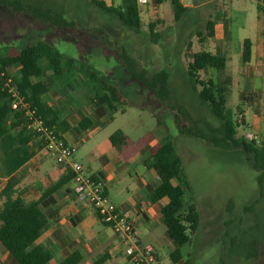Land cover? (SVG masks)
I'll return each instance as SVG.
<instances>
[{"label":"rangeland","instance_id":"374dc122","mask_svg":"<svg viewBox=\"0 0 264 264\" xmlns=\"http://www.w3.org/2000/svg\"><path fill=\"white\" fill-rule=\"evenodd\" d=\"M20 1L24 5L50 8L68 21L81 23L92 30L91 34L85 36L78 29L57 31L53 26L29 17L15 16L0 6V57L10 56L37 41H47L71 60L72 67L64 69L63 74L74 75L81 81L84 92L89 95L100 92L102 78L119 90L125 99V113L116 115L108 130L120 128L133 140L156 131L173 142L188 183L183 196L185 209L194 205L199 213L197 232L191 235L190 243L181 247L182 259L178 264H264V180L261 195L259 173L251 169L240 152L217 148L182 131L188 127L206 130L207 125L216 128L220 124L200 104L189 83L190 53L202 50L197 42L196 32L201 28L200 16L198 21L195 18L197 12H193L194 17L175 22L171 0H164L159 6V14L165 16L156 19L154 30L159 38L154 40L149 37L148 23H143L141 34L120 30L112 17L90 6L88 0ZM216 4L213 18H228L238 7L247 12L245 20L242 16L232 15L233 38L253 35L251 15L257 13L255 0H239L232 4L228 0H217ZM244 22L246 29L237 30ZM123 49L134 61L137 71H143L147 76L160 70L168 73V105L130 79L117 57ZM199 76L201 80L223 79V75L215 70L202 71ZM54 84L52 82L51 89ZM225 91L228 94V90ZM231 91L230 88L226 107L238 120L241 112H237V108L247 103L242 99L235 100L236 94L232 97ZM256 111L264 115L263 109ZM237 131L238 137L247 139L243 126L240 125ZM168 254L166 250L161 252L159 264H171Z\"/></svg>","mask_w":264,"mask_h":264},{"label":"crops","instance_id":"0c3cea01","mask_svg":"<svg viewBox=\"0 0 264 264\" xmlns=\"http://www.w3.org/2000/svg\"><path fill=\"white\" fill-rule=\"evenodd\" d=\"M102 1L107 6L121 5V0ZM163 1L149 0L146 6H138L142 31L143 23H148V29L149 24L156 26V19L165 16L159 14V6ZM216 1L179 0L186 9L181 19L194 17L193 12H197V21L200 16L201 28L196 33L201 51L225 60V69L220 73L223 75L222 81H226L228 95L231 88L232 97L236 94L233 97L235 100L242 99L247 103L246 106L238 107L241 109V124L246 129V134L255 137L256 142L263 147L264 115L256 113V110H264V18L257 6V13L253 12L251 15L254 21L253 35L233 38L232 15L242 16L245 20L248 14L238 7L235 14L231 12L228 18H213ZM228 1L232 4L239 0ZM208 22L213 23L211 37L208 36ZM244 29L246 22L237 27V30ZM154 32L156 33L155 30ZM245 41L250 43L247 63L242 61ZM40 65L46 69L47 62L42 60ZM18 70V67H12L8 73L16 76ZM44 80H48L50 86L54 82L55 87H51L41 100L46 108L56 113L53 129L68 145L75 147L73 160L83 167L85 175L96 177L102 183L109 200L134 223L139 243L154 247L158 264L164 250L168 251L171 261L170 254L175 251L176 246L166 232L161 214L162 208L168 204V198L155 203L149 202L148 196L160 184V180L145 165V160L164 142V136L154 131L133 140L120 128L108 130L116 115L125 113L124 106L116 113L105 106L91 107V98L95 95L84 92L81 81L72 74H63L57 78L47 72ZM246 113L249 115L248 119ZM83 120H88L85 129L80 127ZM21 131H25L26 139L28 138L26 149L29 158L13 174L5 176L2 169L3 153L0 150V192L10 181L15 185V195L25 205L38 203L42 218L47 224L35 244L49 254L47 264H60L73 254L79 257L77 264H93L101 260V264H129L125 244L110 227L99 220L85 200L73 193L71 179L45 195L57 182L71 176V171L58 166L45 154L41 141L28 130L23 119L12 134L16 135ZM116 132H122L126 138L119 148L110 140V136ZM3 201L0 199V206ZM0 264H17L1 245Z\"/></svg>","mask_w":264,"mask_h":264},{"label":"trees","instance_id":"16d2710c","mask_svg":"<svg viewBox=\"0 0 264 264\" xmlns=\"http://www.w3.org/2000/svg\"><path fill=\"white\" fill-rule=\"evenodd\" d=\"M88 3L105 15L112 17L117 22L120 30L134 34L142 33L136 0H121L119 7L107 6L102 0H88ZM171 3L174 11V21L178 22L186 9L179 0H171ZM0 6L15 16L29 17L34 21L53 26L57 31L78 29L85 36L91 34L92 31L84 28L79 22L66 20L62 14L47 7L24 5L20 0H0ZM212 26L213 23L208 22L209 37L212 36ZM154 27L155 24L153 23L148 25L149 37L157 40L159 35L154 32ZM99 33L103 34L101 30H99ZM249 56L250 43L245 41L243 45V63L249 61ZM117 57L130 79L148 89L158 101L168 105L166 102L169 100V75L166 71L160 70L151 76H147L143 71L136 70L134 61L129 58L125 49L121 50ZM190 59L187 73L192 90L196 93L200 104L220 124L216 128L207 125L205 126L206 130L188 127L182 131L217 148L240 152L251 169L259 173L258 184L262 195L264 146H257L254 141H248L244 136L238 137L237 128L243 125L233 118V112L226 107L228 96L227 91H225L226 81H215L211 78L201 80L199 76L200 72L206 73L209 69L217 72L223 71L225 60L204 51L190 53ZM42 60L47 62L46 69L40 65ZM12 67L19 68L18 74L12 76L19 95L36 109L37 115L47 126L52 127L56 113L46 108L41 100V97L51 88L44 78L47 72H51L57 78L61 77L64 69L68 70L72 67V62L44 40L27 45L10 56L0 57V150L3 153L2 169L5 176L13 174L29 158L26 149L28 138L26 139L25 131H21L16 135L12 134L13 129L19 125L23 117L11 111L7 93L3 89V76H7L9 74L8 70ZM92 77L94 78L93 75ZM100 81V92H97L91 98V107L105 106L112 113H116L120 107L126 104L125 99L119 90L110 85L105 78ZM237 112H241V109L237 108ZM177 113H180L184 119V115L180 110ZM9 119H12V122L7 124ZM87 123L88 120H83L80 124L81 129H85L88 126ZM110 140L115 147L119 148L126 138L122 132H116L110 136ZM145 165L153 170L160 180V184L148 196L149 202L155 203L162 198H168V204L162 208L161 214L166 232L176 246L175 251L170 254L171 263L176 264L182 259L181 247L190 243L191 235L197 232L199 213L194 205H189L185 209L183 196L188 183L182 173L181 160L171 140L165 139L157 150L145 160ZM92 178L98 180L96 177ZM67 179H72V174L53 185L45 195L56 190ZM175 181H177L176 184ZM15 194V185L10 181L6 183L0 192V199L4 200L0 206V245L17 264H47L49 254L35 244L47 224L42 218L38 203L25 205ZM78 262V255L73 254L60 264H77ZM101 262L102 260L93 264H101ZM184 264L188 263L185 262Z\"/></svg>","mask_w":264,"mask_h":264},{"label":"built area","instance_id":"2783aa9c","mask_svg":"<svg viewBox=\"0 0 264 264\" xmlns=\"http://www.w3.org/2000/svg\"><path fill=\"white\" fill-rule=\"evenodd\" d=\"M264 18V0H255ZM138 6H146L149 0H136ZM3 89L12 112L22 115L28 128L42 143V149L58 166L69 169L72 174L73 193L90 205L99 220L110 227L114 234L125 244V254L129 264H158L154 247L139 243L134 223L123 214L107 197L99 180L84 174L83 167L73 160L75 147L68 145L63 138L47 126L37 115L36 109L18 93L11 74L3 76ZM238 122H241L239 117ZM249 141H256L251 134Z\"/></svg>","mask_w":264,"mask_h":264}]
</instances>
